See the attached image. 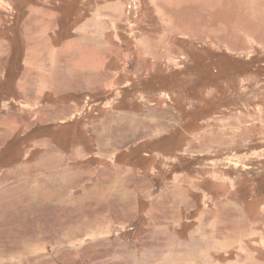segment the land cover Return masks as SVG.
<instances>
[{"label": "rangeland", "instance_id": "rangeland-1", "mask_svg": "<svg viewBox=\"0 0 264 264\" xmlns=\"http://www.w3.org/2000/svg\"><path fill=\"white\" fill-rule=\"evenodd\" d=\"M98 37L34 124L10 75ZM0 264H264V0H0Z\"/></svg>", "mask_w": 264, "mask_h": 264}, {"label": "crops", "instance_id": "crops-1", "mask_svg": "<svg viewBox=\"0 0 264 264\" xmlns=\"http://www.w3.org/2000/svg\"><path fill=\"white\" fill-rule=\"evenodd\" d=\"M102 31H104V29H102ZM101 36L103 38L105 37L104 34H101ZM93 37L95 36L92 35L91 38ZM99 40L101 39L98 37L96 43L91 44L92 41L90 39V45L83 48L78 46L75 50H68V47H70L69 44H63L59 48L58 46L52 45L50 47L51 50L48 51L46 55L47 62H44L41 59L38 64H34V66H37H35V69L31 71L32 68L27 66V63H25L26 61H22V66L17 67V77L14 74L10 75L9 73V75L14 78V84L17 92L15 96L17 97L16 100L22 102L20 104L22 106L21 110L24 114L27 112L28 116L34 119L32 120L34 124H46L47 122H50V120H54L53 118L61 119L64 115L68 114V112H64L63 105L51 106L46 101L44 102L42 97L44 95L48 96L49 91L52 94H63L67 92H78L80 90V85L85 87V89H89L91 87L102 85L105 87L110 84L111 74H105V57L102 49H92L99 42L101 43ZM102 41H104V39ZM101 44V47H105L103 46L104 43ZM64 49H67V51L64 52ZM103 50L108 52V61L110 58L114 57V52H112L110 43L109 45L107 44ZM62 59H64L65 63L61 62ZM82 62L87 66L80 67ZM89 63L90 65L92 64L91 67ZM64 65H68L70 68V70L65 73L64 68L66 66L64 67ZM74 70L76 73H73ZM84 70L87 71V74L82 77L79 75V72ZM110 73H113V71ZM54 84L55 86H52ZM50 159L51 161L49 160V162H52V157H50ZM44 176L45 175H43V177ZM40 177H42V175Z\"/></svg>", "mask_w": 264, "mask_h": 264}]
</instances>
